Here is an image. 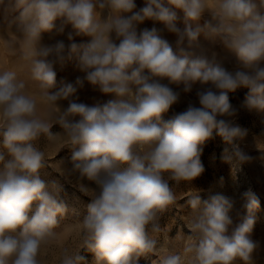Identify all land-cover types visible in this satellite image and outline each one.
<instances>
[{
    "label": "clouds",
    "instance_id": "clouds-1",
    "mask_svg": "<svg viewBox=\"0 0 264 264\" xmlns=\"http://www.w3.org/2000/svg\"><path fill=\"white\" fill-rule=\"evenodd\" d=\"M14 8L20 10L32 79L47 101L58 107L85 82L114 96L92 106L69 100L63 111L58 107L55 124L74 149L71 172L96 186L80 222L85 248L103 264H136L157 248L149 227L158 232V211L175 201L169 181H193L202 174L201 146L214 132L233 146L228 161L241 165L251 159L235 144L246 130L234 123L237 110L229 93L249 89L244 106L264 112V0H216L211 9L207 0H144L139 9L135 0H14ZM174 9L183 12V28ZM205 12L212 19L201 26ZM58 19L90 42L38 46L41 34L52 31ZM145 20L174 34L176 50L155 27L138 33ZM202 33L219 37L238 66L230 71L214 59L192 58L190 50ZM68 39L73 40L71 33ZM73 57L84 76L50 93L56 86L54 66ZM197 84L196 102L163 121L180 99L170 85L190 93ZM52 126L37 115L36 100L17 73L0 71V264H41L42 246L66 211L57 198L59 186L41 178L44 153L34 143L42 135L54 136ZM80 190L86 192L87 186L81 184ZM242 198L247 214L235 226L232 199L215 194L202 201L199 193L187 199L193 210L187 227L195 237L186 249L192 253L190 264H252L256 245L250 233L259 199L252 190ZM82 259L65 251L61 264ZM160 264H185V257L170 252Z\"/></svg>",
    "mask_w": 264,
    "mask_h": 264
},
{
    "label": "rangeland",
    "instance_id": "rangeland-1",
    "mask_svg": "<svg viewBox=\"0 0 264 264\" xmlns=\"http://www.w3.org/2000/svg\"><path fill=\"white\" fill-rule=\"evenodd\" d=\"M216 0H207L208 7L215 6ZM137 9L144 6V0H135ZM177 12V25L184 27L183 12ZM20 10H15L14 0H3L0 4V71L12 70L17 73L18 79L25 83V91L35 98L37 103V115L47 119L54 136L42 135L35 146L44 153V167L40 170L41 178L46 183L55 182L60 191L58 200L66 206L63 215L57 216V227L55 235L42 246L41 264H61V258L65 251L69 254L80 255L83 259L80 264H103L97 262L95 253L84 246V235L80 222L87 215L88 205L91 203L95 184L79 177L77 173L71 172V154L74 150L68 145L67 137L63 135L64 130L56 123L59 108L63 111L69 105V100L84 103L89 106L100 104L114 99L111 94H103L98 89L85 82L82 88H78L76 94L69 100L58 101V107L47 101L44 90L40 83L32 79L30 61L25 58V45L22 33L19 29L18 17ZM103 16L107 15L105 11ZM212 19L209 12H205L199 21L202 26L205 21ZM196 25L193 24V27ZM157 28L162 36L176 50V36L169 33L163 24L152 20H145L137 26V32L144 29ZM61 28L63 30L61 31ZM72 34L73 40L68 36ZM114 38V37H113ZM90 37L76 36L70 25H62L61 20L54 22V28L50 32H43L39 41L40 47L55 45L63 41L65 45L75 42L83 45L90 42ZM118 43V41H117ZM192 58L206 57L215 60L227 70L235 69L239 61L234 53L229 51L219 37L212 38L201 34L197 45L190 50ZM75 57L66 61L63 65L54 66L56 72V86L49 89L54 93L65 84L75 85L77 77H83ZM167 83V81H164ZM174 91L180 93L179 102L162 116L163 121H168L175 114L184 111L189 102H196V91L200 85H194L190 93L183 92V86L170 85ZM249 89L238 88L229 93V100L237 110L234 123L246 130L242 139L235 141L240 148L251 158L248 162L237 165L234 161L226 159L233 152V146L226 144L221 137L213 134V138L201 146L200 161L204 168L202 174L193 181H169L175 195L174 203L166 206L157 213L159 231L153 232L149 227V235L157 239L158 244L154 253H147L137 258L136 264H160V259L170 252L180 253L185 257V264H190L192 253L186 251L190 244L195 243V237L187 227L192 219L193 210L188 206L187 199L199 193L201 200H207L211 195L222 194L234 201V209L231 213L233 225L240 223L241 217L246 215L242 207L244 200L242 194L252 190L259 199V207L254 210L255 223L250 233V239L256 248L252 253V264H264V112L249 111L244 106V101ZM73 119L78 120L79 117ZM58 134V135H56ZM0 150L2 146H0ZM227 150V151H226ZM167 179V176L165 177ZM87 186V191L82 192L80 185ZM50 190L51 187H50ZM33 205V210L35 209ZM32 213L29 215L31 216ZM237 264H243L237 261Z\"/></svg>",
    "mask_w": 264,
    "mask_h": 264
}]
</instances>
